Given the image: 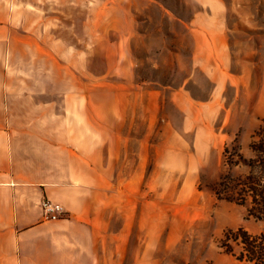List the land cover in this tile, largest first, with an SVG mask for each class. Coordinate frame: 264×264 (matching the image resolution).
Segmentation results:
<instances>
[{
  "label": "rangeland",
  "instance_id": "374dc122",
  "mask_svg": "<svg viewBox=\"0 0 264 264\" xmlns=\"http://www.w3.org/2000/svg\"><path fill=\"white\" fill-rule=\"evenodd\" d=\"M156 1L0 0V69L40 77L42 90L56 89L59 109L70 106L69 91H89L90 113L104 110L106 156L108 140H126L114 181L135 195L138 213L150 203L148 234L161 264H239L219 248L224 232L258 234L264 222L249 216V202L219 199L212 189L225 176L251 173L249 146L264 119V0H219L230 64L218 88L194 68L182 24L166 17L188 22L206 8ZM180 88L209 104L186 119L172 103ZM151 91L160 96L147 111ZM135 234L140 243L139 226Z\"/></svg>",
  "mask_w": 264,
  "mask_h": 264
},
{
  "label": "crops",
  "instance_id": "0c3cea01",
  "mask_svg": "<svg viewBox=\"0 0 264 264\" xmlns=\"http://www.w3.org/2000/svg\"><path fill=\"white\" fill-rule=\"evenodd\" d=\"M196 2L206 11L188 22L166 17L182 24L192 40L194 68L218 88L230 64L223 5ZM52 88L42 90L40 77L0 69V264H161L148 234L150 203L138 213L135 195L122 193L114 181L126 140H108L113 145L106 156L103 108L90 113L89 91L81 89L69 91L70 106L59 109ZM159 96L147 92V111ZM172 103L186 119L209 104L199 106L182 88L172 93ZM45 200L59 204L64 216L45 220ZM137 226L144 234L140 243Z\"/></svg>",
  "mask_w": 264,
  "mask_h": 264
},
{
  "label": "trees",
  "instance_id": "16d2710c",
  "mask_svg": "<svg viewBox=\"0 0 264 264\" xmlns=\"http://www.w3.org/2000/svg\"><path fill=\"white\" fill-rule=\"evenodd\" d=\"M262 123L249 146L255 154L247 162L251 173L238 179L225 176L212 190L219 199L228 202L239 205L249 202V216L264 222V119ZM224 153L227 157V147ZM226 160L228 165L233 164L228 162V158ZM218 245L239 264H264V230L258 234H252L243 227L227 230Z\"/></svg>",
  "mask_w": 264,
  "mask_h": 264
},
{
  "label": "built area",
  "instance_id": "2783aa9c",
  "mask_svg": "<svg viewBox=\"0 0 264 264\" xmlns=\"http://www.w3.org/2000/svg\"><path fill=\"white\" fill-rule=\"evenodd\" d=\"M42 212L45 220L55 221L62 218L65 214L64 209L59 205L49 200L42 203Z\"/></svg>",
  "mask_w": 264,
  "mask_h": 264
}]
</instances>
